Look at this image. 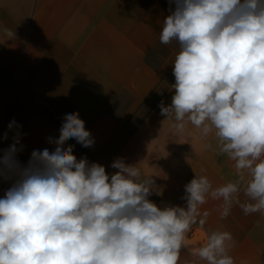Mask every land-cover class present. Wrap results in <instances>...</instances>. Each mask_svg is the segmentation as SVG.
Returning a JSON list of instances; mask_svg holds the SVG:
<instances>
[{
	"label": "clouds",
	"instance_id": "obj_1",
	"mask_svg": "<svg viewBox=\"0 0 264 264\" xmlns=\"http://www.w3.org/2000/svg\"><path fill=\"white\" fill-rule=\"evenodd\" d=\"M170 2L160 42L180 50L175 94L161 114L179 133L187 123L202 137L214 133L239 179L213 189L206 176L195 177L185 185L187 209H161L148 199L154 181L137 166L117 160L109 177L63 148L69 139L94 143L79 114H67L54 152L34 150L23 168L15 144L4 154L0 171L17 180L0 198V264H178L182 248L207 264H234L230 232L213 231L198 246L188 233L209 196L223 200L221 218L233 204L245 215L264 213V0ZM241 185L251 203L238 199Z\"/></svg>",
	"mask_w": 264,
	"mask_h": 264
},
{
	"label": "crops",
	"instance_id": "obj_2",
	"mask_svg": "<svg viewBox=\"0 0 264 264\" xmlns=\"http://www.w3.org/2000/svg\"><path fill=\"white\" fill-rule=\"evenodd\" d=\"M174 10L170 0H0V169L13 144L21 168L34 150L54 152L66 115L78 113L94 143L69 139L63 148L109 177L117 160L137 166L154 181L148 199L161 209H187L185 185L195 177L206 176L213 189L236 182L235 161L220 154L214 133L202 137L190 123L179 133L161 114L175 94L179 44L160 42ZM16 180L0 171V198ZM238 199L252 202L243 185ZM222 205L207 197L189 238L198 246L213 231L230 232L234 264H264V213L245 215L233 204L221 218ZM178 264L207 262L182 248Z\"/></svg>",
	"mask_w": 264,
	"mask_h": 264
}]
</instances>
